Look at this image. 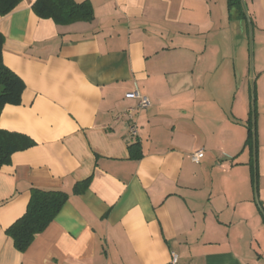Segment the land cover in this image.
Returning a JSON list of instances; mask_svg holds the SVG:
<instances>
[{
    "label": "crops",
    "instance_id": "obj_1",
    "mask_svg": "<svg viewBox=\"0 0 264 264\" xmlns=\"http://www.w3.org/2000/svg\"><path fill=\"white\" fill-rule=\"evenodd\" d=\"M35 1L0 14L26 84L0 127L35 141L0 169V264H264V0H87L69 24ZM32 187L69 198L21 252L6 229Z\"/></svg>",
    "mask_w": 264,
    "mask_h": 264
},
{
    "label": "trees",
    "instance_id": "obj_2",
    "mask_svg": "<svg viewBox=\"0 0 264 264\" xmlns=\"http://www.w3.org/2000/svg\"><path fill=\"white\" fill-rule=\"evenodd\" d=\"M21 0H0V14L12 12ZM230 5L240 4L241 0H229ZM34 13L40 18H51L58 24H69L76 21H91L94 11L89 1L76 0H36L32 6ZM4 34L0 32V115L7 104L18 105L22 101L26 89L24 80L10 69L3 61ZM253 132L250 127L248 138L252 140ZM35 144L28 136L11 132L0 127V169L11 162L13 153L27 149ZM132 157L142 155L140 142L130 144ZM89 179L79 181L75 185V192L80 193L87 188ZM69 194L59 189L31 188L30 200L25 213L16 219L7 229L15 247L26 251L35 238L41 234L56 218Z\"/></svg>",
    "mask_w": 264,
    "mask_h": 264
},
{
    "label": "built area",
    "instance_id": "obj_3",
    "mask_svg": "<svg viewBox=\"0 0 264 264\" xmlns=\"http://www.w3.org/2000/svg\"><path fill=\"white\" fill-rule=\"evenodd\" d=\"M129 96L137 99V104L134 107H130L127 109V111L125 112V115L132 120L134 114L140 110V109H145L151 106V100L150 98L145 95L142 94L139 90H135L129 93ZM131 134L132 135H136L137 130H136V126L133 124L131 125ZM204 156V151L202 149L195 151L192 154V160L196 163L200 162L201 158ZM171 263L172 264H179V255L178 253H176L175 251H172L171 253Z\"/></svg>",
    "mask_w": 264,
    "mask_h": 264
},
{
    "label": "rangeland",
    "instance_id": "obj_4",
    "mask_svg": "<svg viewBox=\"0 0 264 264\" xmlns=\"http://www.w3.org/2000/svg\"><path fill=\"white\" fill-rule=\"evenodd\" d=\"M249 50L250 53V62H251V73H254V42L252 38L246 39L245 41V51Z\"/></svg>",
    "mask_w": 264,
    "mask_h": 264
}]
</instances>
